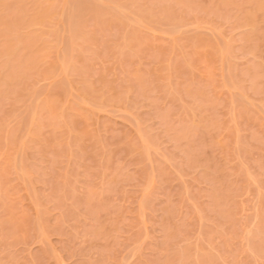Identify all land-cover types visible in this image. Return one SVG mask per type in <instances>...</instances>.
<instances>
[{
	"label": "rangeland",
	"instance_id": "1",
	"mask_svg": "<svg viewBox=\"0 0 264 264\" xmlns=\"http://www.w3.org/2000/svg\"><path fill=\"white\" fill-rule=\"evenodd\" d=\"M0 264H264V0H0Z\"/></svg>",
	"mask_w": 264,
	"mask_h": 264
}]
</instances>
